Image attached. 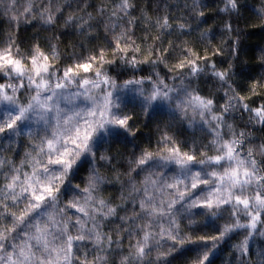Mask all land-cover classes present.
Wrapping results in <instances>:
<instances>
[{"label":"snow or ice","instance_id":"snow-or-ice-1","mask_svg":"<svg viewBox=\"0 0 264 264\" xmlns=\"http://www.w3.org/2000/svg\"><path fill=\"white\" fill-rule=\"evenodd\" d=\"M222 5L220 45L212 44V25L201 28L207 0H185L179 17L157 15L159 32L152 36L156 41L161 33L199 31L214 55L227 43V67L210 66L224 89L217 108L211 95L192 84L208 71L197 61L207 65L208 57L191 48L169 68L189 69L171 77L175 86L155 67L154 76L135 77L138 64H166L171 51L156 56L154 45L135 44L139 18L131 15V0H118L111 12L100 4L96 16L86 11V0H0V10L17 26L22 19L37 21L40 31L60 25L84 38L103 27L112 36L107 49L114 57L106 59V47L96 45L91 55L73 53L61 75L54 36L22 51L10 35L0 47V151L5 153L0 155V264H214L221 242L233 236L238 237L228 253L233 259L222 264H264V243L253 248L257 238L264 241V138L257 143L248 130V124L264 126V103H248L250 96L264 95V44L255 59L262 71L245 81V94L234 78L248 34L232 23L244 5L241 0ZM254 15L253 26L264 27V0ZM152 20L143 14L146 31ZM115 57L131 71L129 78L106 70V64L117 63ZM246 75L251 74L241 73V79ZM237 111L248 114L239 133L229 115ZM141 116L158 118L155 148L139 136ZM177 120L199 125L202 135L190 143L177 140L170 132ZM22 140L17 161L8 153ZM85 167L87 176L74 183ZM112 183L119 186L116 199L102 194ZM112 218L119 222L106 231Z\"/></svg>","mask_w":264,"mask_h":264},{"label":"trees","instance_id":"trees-1","mask_svg":"<svg viewBox=\"0 0 264 264\" xmlns=\"http://www.w3.org/2000/svg\"><path fill=\"white\" fill-rule=\"evenodd\" d=\"M118 0H86V3L90 5L86 8L87 12L93 13L100 4H104L108 10L111 12L115 8V4ZM190 3L191 0H188ZM244 7L241 10L239 17H233L232 23L234 27H239L243 32L248 35L242 40V48L246 55L241 57V62L237 64L235 71L237 76L234 78V86L241 89L246 94L247 88L245 81L251 78H255L262 71V67L255 62L256 50L261 45L264 44V27L253 26L258 25V21L255 18V9L260 5L261 0H241ZM18 3H23V0H18ZM36 3L47 4L48 0H36ZM133 8L130 9L131 15L138 19L137 24L134 28L133 40L135 44L141 45L144 49H147L150 45H154L157 49L156 56L161 54L162 49H170L171 55L165 63H159L155 66L147 63H141L137 65V71L135 77L153 74V67H155V72H159L161 77H167L166 82L170 85L175 86L178 83L171 79L172 76L176 75L177 72H184L187 75L189 69L185 67L184 69H176L175 71H169L173 65L176 64L177 60L182 58V54H186V48H191L197 51L200 56L207 55L208 64L204 65L203 61H197L201 67L208 68L207 72L201 73L199 78H192V84L194 87L198 88L200 94L208 96L211 95L214 102L219 107L220 104L224 103V89L220 86V82L211 76V64L215 63L217 68L227 67V63L231 60V56L228 54L227 43L223 44L224 52L222 54L214 55V49L207 41H201L199 38V31L192 32L188 35H180L178 32L173 31L171 35L160 34V39L153 41L152 36L159 32V29L155 27V17L157 15H163L164 11H167L169 15L174 17H179L183 11V6L185 0H131ZM157 3H159V8H157ZM222 0H207L206 8V23L201 25V28H206L208 25H212L215 32V39L212 40V44L220 45L224 40L221 35V16L222 14L218 12V7H222ZM65 14L70 10L65 9ZM146 13L148 16L153 18V27L149 30H145L146 26L144 23L140 22L143 19V14ZM186 14V11H185ZM252 14V15H250ZM77 15H84L83 12H77ZM107 15V13H105ZM120 15H123L122 13ZM227 19V17H223ZM37 21H25L21 20L19 26L16 25L15 21H10V14H5L0 10V47L5 46V41L11 35L13 39L19 44L21 50L27 49L32 43L39 39L42 45H46L49 36H54L53 43L58 45V51L60 53V74L62 75L63 66L66 63L72 62L73 53L76 56L83 57L91 55L93 48L96 45H103L106 47V59H113L111 51L107 49V46L112 41L111 35H106L103 27H100L98 32H94L88 38H84L79 35L74 28H64L60 25L55 26L49 31H40L37 27ZM119 31V29H117ZM148 37L145 40V37ZM171 41V45L169 44ZM187 42V43H185ZM114 46V45H113ZM207 48V52L205 49ZM15 51V50H14ZM132 49L129 48V52ZM98 52V49H97ZM123 55V54H121ZM153 56V59L156 58ZM117 60L116 64H106L105 68L109 74L116 76L119 75L121 79L129 78L132 73L131 71H126V65L119 60V57H115ZM137 59H143L141 55L137 56ZM195 59V57H193ZM250 77L245 76L241 79V73H249ZM4 80H0V83ZM259 91V90H258ZM248 103L252 107H258L260 104L264 103V95L250 96ZM230 122H233L236 126V131L239 133L241 128H244L247 123V112L241 113L239 111L230 113ZM191 117V113H189ZM157 117H152L147 120L143 116L140 117V131L139 136L143 138L144 145L151 141L152 147L155 148L156 140L158 136L156 133ZM163 121V117L159 118ZM199 121V116L196 117ZM146 125V126H145ZM248 130H250L254 135L252 139L259 143L262 138H264V126L259 123L248 124ZM171 134L175 136L177 140L190 143L192 138L195 136H201L200 126L190 127L187 121L177 120L173 127L170 129ZM25 142L22 140L19 144L12 145L14 151L9 152L8 155L14 156V158L19 161L20 154L23 153ZM141 145V146H144ZM247 147V145H245ZM123 149H121L122 151ZM0 155H5L3 151H0ZM87 176V169L82 168L81 173L74 180V183H80ZM0 183H3V177L0 175ZM119 186L115 183L105 184L102 188V194L104 196H111L112 199H116L119 196ZM132 205L129 203L128 207ZM74 211V210H73ZM118 218H112V223L107 224L105 230L107 231L109 227H112L115 223H118ZM238 239L237 236H233L231 239H226L219 245V250L215 253L213 259L214 264H222V262H227L232 260L233 257L229 256L228 253L232 251V244ZM264 241H259L257 238V243L253 244V248H257ZM125 244H127V238L125 237Z\"/></svg>","mask_w":264,"mask_h":264}]
</instances>
